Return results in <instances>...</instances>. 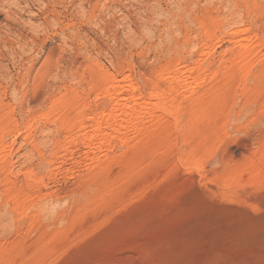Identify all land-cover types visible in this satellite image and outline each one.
<instances>
[{
  "label": "rangeland",
  "instance_id": "374dc122",
  "mask_svg": "<svg viewBox=\"0 0 264 264\" xmlns=\"http://www.w3.org/2000/svg\"><path fill=\"white\" fill-rule=\"evenodd\" d=\"M82 1L0 0V264H264V0Z\"/></svg>",
  "mask_w": 264,
  "mask_h": 264
},
{
  "label": "clouds",
  "instance_id": "9594fccd",
  "mask_svg": "<svg viewBox=\"0 0 264 264\" xmlns=\"http://www.w3.org/2000/svg\"><path fill=\"white\" fill-rule=\"evenodd\" d=\"M44 219L47 221L49 219H52V217L48 216L46 213L44 214Z\"/></svg>",
  "mask_w": 264,
  "mask_h": 264
},
{
  "label": "bare ground",
  "instance_id": "6f19581e",
  "mask_svg": "<svg viewBox=\"0 0 264 264\" xmlns=\"http://www.w3.org/2000/svg\"><path fill=\"white\" fill-rule=\"evenodd\" d=\"M81 2L83 3V1L81 0ZM92 2V1H91ZM98 2V1H97ZM100 2V1H99ZM82 3H81V6H82ZM94 6V5H93ZM96 8V7H95ZM92 13V12H91ZM56 20V19H55ZM10 27V26H9ZM12 28H13V26H12Z\"/></svg>",
  "mask_w": 264,
  "mask_h": 264
}]
</instances>
